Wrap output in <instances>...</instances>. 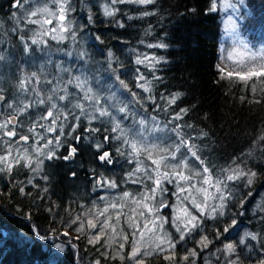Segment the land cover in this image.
<instances>
[{
  "label": "trees",
  "instance_id": "obj_1",
  "mask_svg": "<svg viewBox=\"0 0 264 264\" xmlns=\"http://www.w3.org/2000/svg\"><path fill=\"white\" fill-rule=\"evenodd\" d=\"M102 1L110 3V0H70L72 28L65 34V39H52L47 35L43 37L46 44H32L31 38L44 28L28 23L29 19L37 17L27 14L38 6L52 8L51 0H20L23 7L18 6L16 0H0V94L5 98L0 104V118L4 120L14 111L6 106L10 102H15L14 108L21 100L35 102L37 97L33 87L46 97L51 85L45 80H52L53 84L60 78L66 81L69 74L61 72L62 67H71L73 76L84 68L92 77L93 88L102 95H110V92L106 88L100 89L95 77L98 76L103 85L113 83L115 75H119L143 102L142 106L130 103L129 110L135 111L137 119L143 117L149 123L161 126L168 134L166 142L171 150L173 145L180 143V138L187 140L195 146L197 155L214 178H223L222 169L237 164L245 171L251 169L257 173L250 187H245L243 180L227 182L234 198L227 202L223 217L213 220L205 216L200 228L190 234L191 239L175 241L174 249L138 260L142 264H226L235 256H226L222 249L224 244L233 243L237 246L240 264H260L264 259V140L260 139L264 136V78L245 84L221 73L215 58L222 38V18L218 10L209 11L211 0H155L146 5L117 3L111 6L118 9L114 16H104L100 12ZM239 12L243 17L239 26L241 34L247 35L255 46L264 43V0H245V6L239 7ZM161 43L167 47H150ZM25 44L31 49L27 53ZM68 52L72 55H66ZM109 52L112 57L108 56ZM80 53H84L83 59H78ZM138 58L145 63L136 64ZM156 60L160 62L156 63ZM110 69L117 72L112 73ZM136 69L151 81L150 92L136 87L139 74ZM33 72L40 77V84L36 85L32 78L28 91H22L20 81L28 80ZM115 83L119 87L118 82ZM253 83L255 92L252 91ZM116 87L111 91L116 92L119 100L132 99L130 93L123 89L116 91ZM68 91L71 93L76 89L68 85ZM176 94H180L179 98L169 104L168 100ZM109 110L121 119L122 114L112 108ZM44 111L45 106L29 109L19 116L18 136L0 140V154L7 152L9 145L12 149L11 171H0V264H96L97 261L99 264H131L129 251L134 236L127 225L122 223L127 234H120V243L115 244L103 235L96 243L88 242L98 232L90 228L87 221L94 222L102 206L97 192L101 185L96 181L104 178L115 181V189L122 193L138 186L134 180L143 182L144 190H150V179L145 176L143 181L136 180L135 176L143 172H135V169L145 167L151 173L155 166L143 153L138 157L128 155L131 149L122 145L121 140L113 139L118 133L110 131L111 124L101 120L89 123L80 116L79 109H71L80 116L79 121L69 114L67 120L57 122L54 132L37 127L36 131L44 137L38 139L28 132V128ZM177 114L180 119H175ZM41 123L47 126L50 121ZM131 125V117L122 121L125 129ZM105 128L109 131L105 132ZM173 128H177L179 137L171 131ZM133 132L129 133L130 139ZM19 135H27L28 142L15 143ZM105 136H108L107 142H104ZM47 140L52 141L47 148L35 151ZM98 143L103 144L99 150L94 146ZM25 148L32 160L31 167H25L24 160L15 163L17 149L23 153ZM72 148L76 149L75 154L71 159H64ZM50 151L54 152L52 159L47 158ZM104 151L110 153L112 163L98 159ZM180 153L189 157L192 165L201 168L187 148L182 146ZM134 172L135 175L129 177ZM20 188H24V193L19 191ZM77 217L79 220L72 224ZM232 219L236 220L235 227L217 237V231L222 232ZM78 228L82 231H77ZM37 232L49 238L42 240ZM64 232L79 238L65 237ZM246 232L257 234L258 239H246L241 245L239 241ZM202 236L211 241L206 248L198 243ZM56 244H61L63 251L54 247ZM120 244L124 247L120 248ZM192 250L197 255L184 260L183 257ZM120 256H123L122 260Z\"/></svg>",
  "mask_w": 264,
  "mask_h": 264
},
{
  "label": "snow or ice",
  "instance_id": "obj_2",
  "mask_svg": "<svg viewBox=\"0 0 264 264\" xmlns=\"http://www.w3.org/2000/svg\"><path fill=\"white\" fill-rule=\"evenodd\" d=\"M25 2H28V0H25ZM52 3L56 4L57 10L53 12L47 5H45L42 8H36L35 10L30 11L27 15L29 17H37L42 16V19H29L28 23L31 24H37L40 25L41 28L44 27V25L52 24L53 18H55L58 22V26L60 29V32H68L72 28V24L70 21H67V13L70 11V0H51ZM155 0H110L109 4H105L103 7V13L105 16H114L115 12L118 11V9H115L111 7L112 5H115L117 3H137V4H152ZM16 3L18 6L23 7L22 4H20V0H16ZM245 6V0H235L233 3L232 0H220V8L223 10H232V14L229 15L227 23H226V30L228 32V35L232 38L233 42V48L231 51L227 53V59L231 60L234 64V68L236 69L235 73L229 72L227 73V76L231 78L234 74L235 76L240 80L243 81L245 84L249 81H253L254 79L256 81L261 80V78H264V43L260 44L259 47L253 45L250 41H248L239 31L240 22H242L243 17L240 15L239 7ZM209 11H217V0H211V7L209 8ZM43 14H47L44 16ZM151 13H145V15H150ZM89 21L91 22L92 17H88ZM66 22V23H64ZM123 26L122 24L120 25ZM57 32V27L51 28V30H44L41 32H37L34 34L33 38H31L32 44H46L47 41L43 39L44 36L52 35V33ZM75 36V33H73V37ZM57 35H52V39H57ZM59 39H65V37L60 34ZM96 39H99V37H96ZM21 40L23 41V37H21ZM150 47H160L165 48L167 45L165 44H157V45H150ZM30 46L25 44V52H29ZM224 49H221V52H223ZM66 55L71 56L72 53L68 52ZM112 53L109 52L108 56L112 57ZM84 53H80L78 55V59H83ZM2 59V57H0ZM147 59V58H145ZM159 60H156V63H159ZM145 60L137 59L136 64H144ZM112 73H116V69H110ZM61 72H67L69 74V78L66 81H63L62 78L57 79L56 83L53 84L52 80H45L44 82L48 85H51L49 88V94L45 97L36 87H33L32 91L35 93L37 99L35 102L32 100H28L27 102L21 100L19 102V106H16L14 108L15 102H10L6 106L7 108H13L14 114H9L8 117L2 121H0V140L3 139V137H9V138H15L18 136V133L16 131V126L19 123V116L24 115L26 112H28L29 109L36 107V106H45V111L41 113L37 120L33 122V124L28 128L29 133H33L38 139H44L43 136H41L37 131V127L39 128H45L47 132H54L56 131V125L57 122L61 119L67 120L68 115H73L74 119L76 121H79L80 116H83L86 120L91 123L93 120H101L102 123L111 124L110 131L112 133H118L116 136L113 137V139L121 140L122 145H127L128 148L131 149V151L128 153V155L132 156H139L142 153L146 155L147 159L151 160L152 165L155 166L153 171L155 172V176H152L148 173V169L137 167L135 169V172H141L143 171L148 179L153 181L154 187L152 188V196L144 195L142 200H133L134 203H137L138 205H141L144 209H146L149 213H153V209L149 207L148 203L146 201L150 199H155L154 193L159 188L162 180H167L168 182H173L174 180L177 181V187L179 189L180 193H185V196L183 197V200L190 201L191 204V210L184 206L179 209V214L176 215L173 218L172 224L175 227V230L180 234L179 240H184L186 236H189L194 230L197 228H200V225L202 223V220L205 216H207L210 219L216 220L218 217H223L227 210V202L234 198L233 192L228 190L227 182L229 181H238L243 180L245 187H250L253 183L255 178L257 177V173L255 171H252L251 169L245 171L244 168H242L240 165H235L234 167H229L227 169H222V172L224 173L223 178H214L210 169L205 165L204 161L201 160V158L197 155V152L195 150V146L190 144L187 140H184L183 138H180V143L175 145L174 150L169 149H161V151L168 152V156L161 155L158 158H153V150L158 148V145L152 144L151 146H148L147 144L143 143V139L145 137V130L148 125V120H146L143 117H140L139 119L136 118L135 111H130L128 105L131 104H140L142 106L143 102L139 98L138 94L134 91H132L131 88H129L128 84L120 79L119 75H115V81L111 84H100V78L97 76L95 77V82L99 86L100 89L106 88L110 95H102L101 92L97 89H94L92 86V77H90L84 68H81L78 70L79 74L73 76L72 71L73 69L71 67L68 68H60ZM221 72H223V69H220ZM136 72L139 73V69H136ZM32 78L35 79V84H40V77L37 75L36 72L31 73V77L28 80H21L19 84V88L27 92L28 91V84L31 83ZM155 78V77H154ZM223 78V77H222ZM137 83L136 87L139 89H142L144 92H150V84L151 81H149L142 73H139L136 77ZM140 81H143V83H140ZM118 82L119 87H116V83ZM68 85H72L76 91L69 92L68 91ZM113 87H116V91H120L121 89L126 90L128 93H130V96L132 99H130L127 102L119 100V98L116 95V92L111 91ZM252 91L255 92V84L253 83ZM180 94H176L173 97H171L168 100L169 104H174L176 102V99L179 98ZM4 96L0 95V102L4 101ZM151 99V97H149ZM111 101H117L116 103H109ZM64 102H67L66 104ZM85 102L87 103V108L85 107ZM65 108H69V111H65ZM115 109L118 114H122L121 119H117L115 115H113L112 111L109 109ZM71 109H79L80 116H76L74 112L71 111ZM182 112L186 113L187 109H182ZM129 117L132 118V125L125 129L122 126V121L128 120ZM103 118H108L107 120H104ZM151 119L155 120L154 117ZM175 119H180V115L177 114ZM41 121H50V123L46 126L44 123H41ZM9 125H12V128H9ZM78 126L74 125L73 131L75 130V127ZM138 126V127H137ZM179 126H177L178 128ZM177 128H173L171 131L175 132L177 134V137L180 136L179 132L177 131ZM61 133L63 132V126H60ZM134 130V132H133ZM92 132L99 131V129H90ZM105 132L109 131V129L105 128ZM153 132L161 131V129L158 126H155L152 128ZM133 132V137L129 138V133ZM261 140H264V136L260 138ZM29 137L27 135H19V139L15 141V143L19 144L21 141H23L25 144L28 142ZM108 141V136L104 137V142ZM5 143H8V141H4ZM38 143V141H36ZM52 143L51 140H47L45 144L41 147H37L35 151L41 152L43 148H47L48 145ZM58 143V141H57ZM97 150L101 149L103 147L102 143H98L94 145ZM188 149V154L192 158H194L200 165L201 168L199 170H191L189 169L187 156L180 159L176 164L169 165L166 163V161L170 160H176L177 156L176 154L180 152L181 147ZM118 152H120L121 155L124 153L121 152L120 149H117ZM76 149L72 148L69 156L64 157V159H71L72 156L75 154ZM12 155V149L11 145H9V151L7 155L0 156V164H3L6 166V168H0V171H11L12 164L9 163V157ZM54 157V152H48L47 158L52 159ZM98 159L100 161H106L107 163H112V159L110 156V153L107 151L102 152ZM21 160H24L25 167H31L32 166V160L31 157L28 155L27 148L24 149L23 153L19 152V149H17V156L15 158V163L19 164ZM42 163V161L40 162ZM164 166L165 168L171 169V171H161V166ZM36 169H33L35 171ZM186 171L188 174H186ZM134 173H130L129 177L135 175ZM134 183L137 181H133ZM180 182H183L181 184ZM197 182H199L200 186L197 187ZM31 183V181H29ZM97 185L101 186H108L111 188L117 187L115 181H108L106 178L104 179H97L96 181ZM46 190V189H45ZM19 191L21 193H24V188H20ZM248 195H251V193H248ZM200 197L198 199L197 197ZM131 197V194L128 192L124 193V198ZM163 203H161V207H164ZM240 206L243 207V201L240 202ZM111 207L115 208L116 205L112 204ZM49 211H51L49 209ZM156 211H159V209H156ZM104 212H107V208L104 209ZM103 215L104 213H100ZM243 213H241L242 215ZM144 212H140V216H143ZM154 215V213H153ZM110 219V218H109ZM118 219V217H117ZM79 220V217L76 218V220H73L71 223L75 224L76 221ZM129 220L131 222V226H133L136 231L133 233V235H136V233H139V236L141 239L144 237V231H140V225L139 222L135 220L134 217H129ZM88 226L90 228H95L96 224L89 220L87 221ZM167 223L166 218H162L159 216H155L154 218L149 220L143 225V228L145 231L149 233H160L156 235V244L155 247L158 250L163 251L162 245L167 244L169 248L174 249L176 247L175 243H173L170 239L167 238L166 233H163V225ZM149 224L151 227H149ZM236 225V220L232 219L231 223L225 226L220 232L217 231V237L222 235V233L229 232L230 228H234ZM71 225H69L70 227ZM107 222L103 227H107ZM113 232H115V228L113 227ZM77 231H82V228H78ZM36 235L40 239H47L49 237L46 236H40V233L37 232ZM63 235L65 237L69 236V232H64ZM79 237H74L73 239H78ZM245 238H251V240H257L258 236L255 233L252 232H246L244 234V238H241L239 243L241 245L245 244ZM100 239V234L98 233L95 237L90 239L89 243H96ZM124 240H127V236H124ZM69 244H71V241H68ZM199 245L202 248L208 247V244L211 243V241L208 240L207 236H202L201 239L198 241ZM75 247L74 245H72ZM57 249H60L63 251V246L61 244L54 245ZM120 248H123L124 245L120 244ZM236 248L237 246L233 243H227L224 244V247L222 251L225 252L226 256L232 257L235 256L234 259L229 260L228 264H240V258L236 254ZM150 255V252H145L142 250V248L139 246V242H137L136 245H134L131 249V252L129 254V258L135 261V264H142L141 260H137L136 258L140 255ZM197 255L195 250H192L188 253L187 256H184L183 259L187 260L188 256L195 257ZM116 257H113L115 259ZM121 260L123 259V256L119 257ZM171 257H166V259H170ZM96 264H99V261L96 262ZM260 264H264V259L260 261Z\"/></svg>",
  "mask_w": 264,
  "mask_h": 264
},
{
  "label": "rangeland",
  "instance_id": "obj_3",
  "mask_svg": "<svg viewBox=\"0 0 264 264\" xmlns=\"http://www.w3.org/2000/svg\"><path fill=\"white\" fill-rule=\"evenodd\" d=\"M233 3L235 2L232 1ZM105 4H108L106 1H102L99 4V8H100V12L103 13V7ZM52 8H50L53 12H55L57 10V5L52 3ZM44 6H38L37 8H42ZM244 7V6H240ZM36 8H34L33 10H35ZM217 10L221 15L222 18V22H221V32L222 35L220 38V43L219 46L217 48V57L216 62H217V66L219 69H223V72H221L223 75H227V73L229 72H233L235 73L236 69L234 68V64L231 60L227 59V53L229 51L232 50L233 48V42H232V38L228 35V32L226 30V23L228 20L229 15L232 14V10L228 9V10H223L220 8V0H217ZM44 16H46L47 14H43ZM104 15V13H103ZM105 16V15H104ZM42 16H37L36 19H42ZM67 21H70L72 23L71 18L69 17V11L67 13ZM66 23V22H64ZM53 27H57V32L56 33H52V35H57V39H59V35L62 34L63 36H65V34L67 32H60L59 26H58V22L55 18H53V23L52 24H47L44 25V30H51V28ZM43 30V31H44ZM240 31V29H239ZM250 32V30L248 31ZM241 33V32H240ZM247 33V32H246ZM251 34V33H250ZM52 35H48L52 38ZM248 41L251 42L250 39H248V36L243 35ZM252 43V42H251ZM261 43H259V45L256 44L257 47L260 46ZM221 49H224L223 52H221ZM232 77H236L235 74ZM237 78V77H236ZM1 110V109H0ZM4 110V108L2 109ZM1 113V111H0ZM14 114V111L12 110V113ZM8 117V116H7ZM6 117V118H7ZM0 121H2V118H0ZM158 126L155 122L153 123H149L146 127L145 130V137L143 139V143L147 144L148 146H151L152 144H156L158 145V148L153 150V155L155 156L154 159L158 158L161 155L164 156H168V152H164L161 151V149H170V146L167 145V138H168V134L166 133L165 130H163L161 128V126H158L161 131H156L153 132L152 128ZM9 128H12V125H9ZM158 137H160L158 139ZM6 138V136H5ZM9 138V137H8ZM162 139V140H161ZM22 143V141H21ZM176 145V144H175ZM175 145H173V150L175 149ZM9 151V150H8ZM7 151V152H8ZM7 152L0 154V156L3 155H7ZM177 159L176 160H168L166 161L167 164L172 165V164H176L180 159L184 158L185 156L182 155V153L178 152L176 154ZM10 160V158H9ZM188 160V165H189V169L191 170H199L200 168L197 166L192 165L189 162V157H187ZM3 164H0V166ZM145 168V167H144ZM155 168V167H154ZM161 171H171L170 167L169 168H165L163 165L161 166ZM143 171H141L140 173H142ZM150 175L155 176V172L153 171V169H151V173L148 172ZM186 174L187 171H186ZM145 173L143 172L142 175L138 174L135 176L136 180L141 179L142 181L145 180ZM152 186L154 187L153 181L150 180ZM138 183V186H135L133 188V191H129L128 193L131 194V197L129 198H124V192H119L117 189L115 188H111L108 187L106 185L101 186V187H97V192H98V198H99V202L101 203L102 206H100L101 208V212H99L98 216L96 217V220L94 221V223L96 224V227L94 229L97 230V232L100 234V236H104L107 238H111V240H113V242L120 243L122 242L120 237V234H127V232H125L123 230L122 227V223L127 225L129 228H131L133 231H131V234L134 233L136 231V229L131 226V222L129 220V217H134L136 221L139 222L140 225V231H144V237L143 239L140 238L139 233L137 232L136 235L132 238L133 243L131 244V249L134 245L137 244V242H139V246L142 248L143 251L145 252H150V255H140L138 256L136 259L138 260L141 257H149L153 254H159L161 252L164 251H169V248L167 244L162 245L163 247V251L156 249L155 244H156V235L160 234V233H149L147 231L144 230L143 225L148 222L149 220L154 218L155 216H159L162 218H166L167 219V223H165L163 225V233L168 234L167 238L170 239L173 243L176 241V243H179L180 241H184L186 238L187 239H191L190 235L186 236L184 238V240H179V233L175 230V227L172 224L173 218L179 214V209L181 207H188L191 210V204L190 201L188 200H183V197L185 196V193H180L179 189L177 187V181H173V182H168L167 180H162L161 184L159 186V188L157 189V191L154 193L155 195V199H150L148 201H146V203H148L149 207H151L153 209V213H149L146 209H144L141 205H138L137 203H134L133 200H142L144 195H148V196H152V186L149 187L150 190H144L145 186L143 182L137 181L136 184ZM167 183V184H166ZM181 184H183V182H180ZM135 184V183H134ZM135 184V185H136ZM200 184L199 182H197V187H199ZM198 199H200V197H197ZM161 203H163L164 207H161ZM112 204H115L116 207L113 208L111 207ZM107 208V212H104V209ZM156 209H159V211H156ZM104 213L103 215H101L100 213ZM140 212H144L143 216H140ZM118 217V219H117ZM110 218V219H109ZM107 222V227H103L105 225V223ZM113 227L115 228V232H113ZM149 227H151V225L149 224ZM124 232V233H123ZM245 234V233H244ZM244 234H242V238H244ZM71 238H74L73 235H70ZM173 236L175 237L173 240ZM246 239H250L251 238H245ZM183 245V243L181 242V246ZM131 249L129 252H131ZM131 264H135V261L130 259ZM228 264V263H226Z\"/></svg>",
  "mask_w": 264,
  "mask_h": 264
},
{
  "label": "water",
  "instance_id": "obj_4",
  "mask_svg": "<svg viewBox=\"0 0 264 264\" xmlns=\"http://www.w3.org/2000/svg\"><path fill=\"white\" fill-rule=\"evenodd\" d=\"M0 95H1V94H0ZM1 103H3V101H2V102H0V104H1Z\"/></svg>",
  "mask_w": 264,
  "mask_h": 264
},
{
  "label": "bare ground",
  "instance_id": "obj_5",
  "mask_svg": "<svg viewBox=\"0 0 264 264\" xmlns=\"http://www.w3.org/2000/svg\"><path fill=\"white\" fill-rule=\"evenodd\" d=\"M160 137H158V139H159ZM160 140V139H159ZM162 140V139H161Z\"/></svg>",
  "mask_w": 264,
  "mask_h": 264
}]
</instances>
